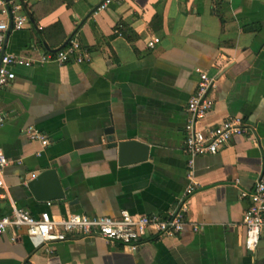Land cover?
<instances>
[{
	"label": "crops",
	"instance_id": "crops-1",
	"mask_svg": "<svg viewBox=\"0 0 264 264\" xmlns=\"http://www.w3.org/2000/svg\"><path fill=\"white\" fill-rule=\"evenodd\" d=\"M9 1L28 21L5 31L0 55L37 57L70 37L90 59L17 65L0 88V149L9 159L0 214L12 203L33 214H165L183 199L186 222L134 250L96 235L36 244L23 229L0 232V264H264V226L256 248L244 247L249 200L240 196L264 163V0H115L103 8L102 0ZM1 21L10 15L0 5ZM152 36L159 41L150 47ZM195 67L216 78L201 124L238 115L247 131L189 161L185 106ZM28 125L47 142L30 138ZM123 138L147 144V156L119 163L112 142ZM48 167L64 191L57 200L38 199L26 185ZM189 183L195 189L185 195Z\"/></svg>",
	"mask_w": 264,
	"mask_h": 264
},
{
	"label": "built area",
	"instance_id": "built-area-1",
	"mask_svg": "<svg viewBox=\"0 0 264 264\" xmlns=\"http://www.w3.org/2000/svg\"><path fill=\"white\" fill-rule=\"evenodd\" d=\"M115 0H102L98 7H106ZM9 0H0L10 15V23L0 22V47L4 33L11 28H22L28 21L26 13L18 12L19 3ZM159 41L158 36L147 40V45L152 47ZM90 59V51L80 45L75 39H69L61 48L46 50L37 57L24 56L19 53L3 52L0 55V88L10 84L15 76L14 67L17 65H32L44 61L54 60L66 63L71 60L81 62ZM198 75L195 91L186 101V118L184 123V151L193 157L205 153H215L225 146L233 137L247 131V126L242 117L238 115L227 116L216 123L201 124V119L212 109L214 98L210 91L215 85L216 78L200 67H195ZM6 115L0 111V126L5 121ZM30 138H40L45 144L44 137L32 125L25 128ZM9 159L0 149V195L7 191L4 180V166ZM194 183H189L184 194L194 191ZM241 197H247L249 204L242 216L245 227L243 240L244 247L253 251L260 239L261 228L264 226V163H262L254 185L249 190H241ZM186 204L183 199L167 210L165 214L143 213L120 209L116 215L70 212L53 213L41 210L33 214L23 206L11 204V211L0 214V232L9 231L14 237L16 231L23 229L26 235L36 244L63 240L74 235H96L108 241H119L130 249H136L144 237L148 235H176L185 224Z\"/></svg>",
	"mask_w": 264,
	"mask_h": 264
},
{
	"label": "water",
	"instance_id": "water-1",
	"mask_svg": "<svg viewBox=\"0 0 264 264\" xmlns=\"http://www.w3.org/2000/svg\"><path fill=\"white\" fill-rule=\"evenodd\" d=\"M30 18H32L29 15ZM68 37L59 47H63ZM55 48V49H57ZM4 51H1V55ZM110 129L109 131H111ZM112 144H116L118 152V162L126 163L138 159H143L147 156L148 147L147 144L133 138L119 139ZM27 187L32 192L34 197L44 200H57L64 196V191L57 175L56 169L53 167L45 168L29 178L26 182ZM56 202V201H53Z\"/></svg>",
	"mask_w": 264,
	"mask_h": 264
},
{
	"label": "trees",
	"instance_id": "trees-1",
	"mask_svg": "<svg viewBox=\"0 0 264 264\" xmlns=\"http://www.w3.org/2000/svg\"><path fill=\"white\" fill-rule=\"evenodd\" d=\"M21 2V4L26 7V3L24 2V0H19ZM68 42V41H67Z\"/></svg>",
	"mask_w": 264,
	"mask_h": 264
}]
</instances>
